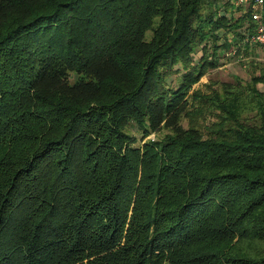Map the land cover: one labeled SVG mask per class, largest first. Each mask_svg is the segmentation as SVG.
Wrapping results in <instances>:
<instances>
[{
  "label": "trees",
  "instance_id": "obj_1",
  "mask_svg": "<svg viewBox=\"0 0 264 264\" xmlns=\"http://www.w3.org/2000/svg\"><path fill=\"white\" fill-rule=\"evenodd\" d=\"M233 7L0 0V264H264V67L193 90Z\"/></svg>",
  "mask_w": 264,
  "mask_h": 264
},
{
  "label": "rangeland",
  "instance_id": "obj_2",
  "mask_svg": "<svg viewBox=\"0 0 264 264\" xmlns=\"http://www.w3.org/2000/svg\"><path fill=\"white\" fill-rule=\"evenodd\" d=\"M234 16H239L241 13L240 8H232ZM228 37L231 38V33H228ZM235 39V38H234ZM233 39V41H234ZM231 41V47L234 45ZM236 48V46H233ZM230 48V47H229ZM221 49L216 56V64L213 68L207 70V72L201 77V79L194 84L193 90L199 93L211 95L218 92L222 83H233L236 79L241 81L243 84H249L251 78L255 75L262 73L264 67V48L259 47L255 49L241 50L235 56L228 57L226 53L230 49ZM237 81V80H236ZM258 89L264 91V85L258 84ZM216 118L214 112L206 110L203 116L194 117L192 122L189 120L184 121V125L191 123L198 127H204L215 122ZM139 138V135L137 136ZM155 134L148 135L145 140L153 139Z\"/></svg>",
  "mask_w": 264,
  "mask_h": 264
},
{
  "label": "built area",
  "instance_id": "obj_3",
  "mask_svg": "<svg viewBox=\"0 0 264 264\" xmlns=\"http://www.w3.org/2000/svg\"><path fill=\"white\" fill-rule=\"evenodd\" d=\"M232 3L235 8H240L243 13H248L252 20L257 23L253 35L239 45L242 51L246 48L250 51L259 47L264 48V0H232ZM236 54L235 48L226 53L228 57Z\"/></svg>",
  "mask_w": 264,
  "mask_h": 264
}]
</instances>
